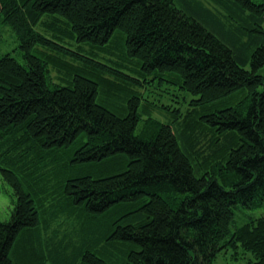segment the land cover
Returning <instances> with one entry per match:
<instances>
[{
    "label": "trees",
    "instance_id": "1",
    "mask_svg": "<svg viewBox=\"0 0 264 264\" xmlns=\"http://www.w3.org/2000/svg\"><path fill=\"white\" fill-rule=\"evenodd\" d=\"M3 26L19 58L0 55L15 199L0 264H212L237 246L264 264V0H0ZM43 32L96 46L118 32L143 78ZM39 44L91 66L57 85L40 55L70 64ZM145 76L191 98L152 103L132 90Z\"/></svg>",
    "mask_w": 264,
    "mask_h": 264
},
{
    "label": "rangeland",
    "instance_id": "2",
    "mask_svg": "<svg viewBox=\"0 0 264 264\" xmlns=\"http://www.w3.org/2000/svg\"><path fill=\"white\" fill-rule=\"evenodd\" d=\"M43 34H45L50 39H53L55 42L69 48L70 50L78 52L86 58L94 59L100 63L124 70L136 78H143L142 75L138 74L137 71L134 70L137 69V66L134 64L135 62L124 60V46L121 39L119 38L118 32L114 33L111 42L102 46L76 42L75 39L72 38L68 33L63 34L62 40L52 38L50 34L45 32H43ZM17 44L18 43L15 35L9 31L8 27L3 26L0 30V55L3 53H10L11 55L19 58V55L17 54L19 50L16 48ZM36 49L43 50L46 53H60V56H63L66 62L70 64V73L60 75L53 70V63L46 57L40 55L41 59L46 61L53 83L57 85H67L73 74H79L81 72L79 69L91 66V64H89L86 59L76 58L73 55L64 53L62 51H53V49L44 44L37 45ZM121 63L127 64L133 69L124 68L120 65ZM151 77L152 76H145L144 79H147L148 83H143L142 88L139 86L136 88L133 87V93L137 91L144 97H147L148 101H151L152 103L168 105L170 108L183 107L184 104H186V101L191 98V96L186 93V100H184L183 92L177 89L176 86H172L165 81L159 83L160 80L157 77L150 80ZM163 111L165 113L164 115L156 112L152 115L154 118L166 121V113L168 112L165 110ZM0 188V220L7 221L10 218L15 199L12 194L13 190L6 182L0 180ZM50 258L47 256L46 259L42 260L41 262H35L33 264H59ZM251 260H254V255L250 251L244 250L242 247L237 246L236 248H229L227 250H221L218 252L212 264H246Z\"/></svg>",
    "mask_w": 264,
    "mask_h": 264
}]
</instances>
